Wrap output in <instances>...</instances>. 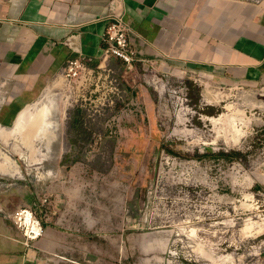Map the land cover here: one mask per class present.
I'll return each instance as SVG.
<instances>
[{
  "label": "rangeland",
  "instance_id": "1",
  "mask_svg": "<svg viewBox=\"0 0 264 264\" xmlns=\"http://www.w3.org/2000/svg\"><path fill=\"white\" fill-rule=\"evenodd\" d=\"M208 1L226 0L182 6L202 14ZM115 76L81 90L61 71L12 102L27 85L0 72V113L16 112L2 127L49 99L60 121L49 148L0 140V264H264V85L141 65ZM231 151L243 155L219 156ZM51 228L69 242L56 255L40 246Z\"/></svg>",
  "mask_w": 264,
  "mask_h": 264
},
{
  "label": "crops",
  "instance_id": "2",
  "mask_svg": "<svg viewBox=\"0 0 264 264\" xmlns=\"http://www.w3.org/2000/svg\"><path fill=\"white\" fill-rule=\"evenodd\" d=\"M111 1L0 0V72L27 85L12 102L36 90L59 74L68 60L79 56L63 43L70 36L89 57L90 66L124 74L121 61L99 57ZM177 2L179 10L170 8L172 0H122L125 19L132 27L130 41L139 58L155 62L157 71L176 77L187 72L227 85H264V0H226L218 10L215 1H208L202 14L184 9L188 0ZM12 102L1 109L0 120L6 125L16 113L10 109ZM62 162L73 163L67 158ZM65 233L51 228L40 241L41 249L61 253L69 245ZM81 239V234L74 236L80 254Z\"/></svg>",
  "mask_w": 264,
  "mask_h": 264
},
{
  "label": "built area",
  "instance_id": "3",
  "mask_svg": "<svg viewBox=\"0 0 264 264\" xmlns=\"http://www.w3.org/2000/svg\"><path fill=\"white\" fill-rule=\"evenodd\" d=\"M132 27L125 19V9L122 0H113L109 4L108 14L106 16V27L102 35L103 47L99 57L101 59H117L121 61L127 72H132L137 65L143 66L148 71H157L156 63L141 59L133 48L130 41ZM74 37H68L63 43L79 56L67 61L62 73L69 79V82L77 89H86L92 80L105 81L114 87L118 86V79L115 71L110 67L94 68L89 65V57L83 55L74 43ZM98 87V85H97ZM116 90V89H115ZM3 183L0 182V187ZM25 221L30 226L31 239L42 235V226L39 221L32 220L29 216Z\"/></svg>",
  "mask_w": 264,
  "mask_h": 264
},
{
  "label": "bare ground",
  "instance_id": "4",
  "mask_svg": "<svg viewBox=\"0 0 264 264\" xmlns=\"http://www.w3.org/2000/svg\"><path fill=\"white\" fill-rule=\"evenodd\" d=\"M29 108L31 107H26L24 111L20 113L12 129L4 128L0 125V140L7 142L10 137L18 136L25 147L27 146L29 148H33L35 145L34 143L37 142L41 145H44L46 148H49L53 143L54 137L57 135L56 130L59 127V120L56 118L58 111L56 101L49 99L42 101V103L39 105L34 104V113L32 112L31 116H27L31 114L30 110H27ZM29 150L31 151V149ZM2 157L9 165V171L13 175H17L21 178L22 170L17 161L12 159L9 154H4ZM30 162V166L35 163V161L32 160ZM4 172L5 171H3V173ZM47 174L49 176L52 175L50 171Z\"/></svg>",
  "mask_w": 264,
  "mask_h": 264
},
{
  "label": "trees",
  "instance_id": "5",
  "mask_svg": "<svg viewBox=\"0 0 264 264\" xmlns=\"http://www.w3.org/2000/svg\"><path fill=\"white\" fill-rule=\"evenodd\" d=\"M78 128V127H76ZM243 153L241 152H235V151H231V152H222V153H219V156H221L222 158H225V159H228V160H231L235 157H239V156H242Z\"/></svg>",
  "mask_w": 264,
  "mask_h": 264
}]
</instances>
